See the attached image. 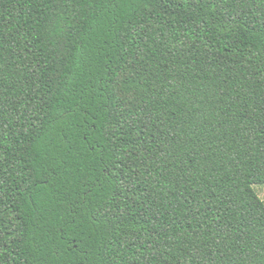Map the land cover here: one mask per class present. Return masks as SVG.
Segmentation results:
<instances>
[{"label":"trees","instance_id":"16d2710c","mask_svg":"<svg viewBox=\"0 0 264 264\" xmlns=\"http://www.w3.org/2000/svg\"><path fill=\"white\" fill-rule=\"evenodd\" d=\"M264 0H0V264H264Z\"/></svg>","mask_w":264,"mask_h":264},{"label":"rangeland","instance_id":"374dc122","mask_svg":"<svg viewBox=\"0 0 264 264\" xmlns=\"http://www.w3.org/2000/svg\"><path fill=\"white\" fill-rule=\"evenodd\" d=\"M255 188L258 191L260 197L264 199V184H258L255 186Z\"/></svg>","mask_w":264,"mask_h":264}]
</instances>
